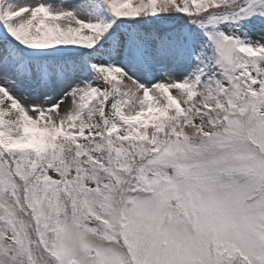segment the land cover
Listing matches in <instances>:
<instances>
[{"label":"snow or ice","instance_id":"obj_1","mask_svg":"<svg viewBox=\"0 0 264 264\" xmlns=\"http://www.w3.org/2000/svg\"><path fill=\"white\" fill-rule=\"evenodd\" d=\"M0 264H264V0H0Z\"/></svg>","mask_w":264,"mask_h":264}]
</instances>
